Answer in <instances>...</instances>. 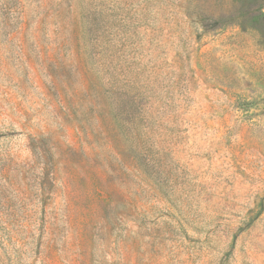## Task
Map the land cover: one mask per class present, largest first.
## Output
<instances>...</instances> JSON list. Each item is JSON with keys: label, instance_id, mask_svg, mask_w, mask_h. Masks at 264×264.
Segmentation results:
<instances>
[{"label": "rangeland", "instance_id": "rangeland-1", "mask_svg": "<svg viewBox=\"0 0 264 264\" xmlns=\"http://www.w3.org/2000/svg\"><path fill=\"white\" fill-rule=\"evenodd\" d=\"M0 264H264V0H0Z\"/></svg>", "mask_w": 264, "mask_h": 264}]
</instances>
